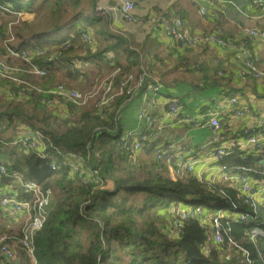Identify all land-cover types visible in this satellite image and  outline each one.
Here are the masks:
<instances>
[{
	"label": "trees",
	"instance_id": "16d2710c",
	"mask_svg": "<svg viewBox=\"0 0 264 264\" xmlns=\"http://www.w3.org/2000/svg\"><path fill=\"white\" fill-rule=\"evenodd\" d=\"M36 1L0 0V3L12 10L31 11L25 8L24 2L34 4ZM52 1L54 14L70 6L71 21L63 25L56 23L53 32L33 33L11 46L18 51L36 53L32 61L46 71L43 80L35 81L38 86L25 95L21 93L22 86L30 78L24 72L21 79L26 82L11 88L15 92L13 98L0 101V164L10 174L20 172L44 189L56 191L45 223L33 236L36 264H247L235 249L231 250V258H226L225 254L230 251L227 243L212 244L207 253L205 244L209 230L197 218L186 220L178 234L173 233L168 225L171 206L175 202L186 205L192 196L196 198L193 206H204L207 213L217 209L235 214H252V211L229 184L199 179L193 174L172 178L167 163L157 159L159 149L155 144L145 145L135 153L133 136H121L119 110L136 92H145L148 79L130 91V85L125 87L124 92L105 109L95 107L81 112L78 118H63L61 122L66 129L57 133L55 122L59 118L46 113L42 98L49 96L47 91L62 82L56 79L58 63L65 64L68 75H79L80 69L73 54L77 50L76 45L82 41L79 28L85 27L75 26L79 20L87 26L94 25L97 20L85 15L83 0ZM30 22L21 23L25 26ZM67 26L74 30L73 33L63 30ZM2 50L7 51L0 47ZM84 51L79 63L118 69L114 75L117 87L129 75L137 76L142 68H146L149 74L150 62L143 61L140 53L131 50L121 37L109 35L95 50L89 47ZM108 53L114 54L110 60ZM7 54L10 58L8 51ZM133 84L135 86V83L131 86ZM76 108L69 104L70 115L76 114ZM6 121L9 124L6 125ZM15 122L16 125H29L22 129V133L40 129L63 154L47 143L46 153L41 155L17 144V133L4 136ZM3 124L5 128L1 127ZM161 148L164 149L163 146ZM70 153L80 155L84 167H91V172L74 171L67 160ZM226 160L232 170L256 179L263 178L264 149L261 152L231 149ZM95 177L99 178L98 183L94 181ZM11 182L10 176L0 177V186ZM110 183L113 185L111 189L101 187ZM139 194L145 196L142 203H139ZM21 197L29 196L21 193ZM3 220L4 212L0 205V221ZM220 221L227 231L226 240L231 237L247 249L251 264H264V236L257 237L255 241L250 238V231L258 224L255 220L236 221L222 217ZM259 226L264 228V224ZM5 227L3 222L2 230ZM0 264H13V261L0 254ZM15 264L21 262L17 259ZM28 264H34L33 259L30 258Z\"/></svg>",
	"mask_w": 264,
	"mask_h": 264
},
{
	"label": "crops",
	"instance_id": "0c3cea01",
	"mask_svg": "<svg viewBox=\"0 0 264 264\" xmlns=\"http://www.w3.org/2000/svg\"><path fill=\"white\" fill-rule=\"evenodd\" d=\"M99 1L104 5L118 4L117 0H89L91 7L86 10L87 17L95 18L94 6ZM132 1L136 5L134 22H125L119 11H113L105 18L96 17L97 22L88 26L92 30L97 28L95 31L101 40L106 41L109 35L121 37L140 53L143 61L150 62L148 85L155 88L147 87L143 94L136 92L121 106L122 131H127V135L145 131L150 138L149 145L153 143L156 148L170 145L176 150L184 147L197 159L193 175L215 180L213 176L218 174L219 162L211 158L210 150L222 144L235 150L254 151L243 129L264 123V75L257 78L252 73L242 74L243 49L255 59L259 71L264 72V39L248 35L252 28L264 30V0ZM163 14L180 16L191 32L217 33L233 39L236 46L226 48L208 43L189 47L174 42L165 35L160 23L149 21L151 16ZM77 67L81 70L83 65ZM101 69L95 65L92 70ZM149 91H154L153 97L157 100L154 105H148L144 98L151 94ZM233 96L238 100L231 107L229 99ZM174 99L181 104L179 116L169 114V102ZM143 106L148 107L152 118L150 125L138 119ZM237 109L243 110L242 116L236 114ZM216 113L222 129L219 140L212 143L214 133L207 122ZM186 118L195 119L200 125L184 121ZM258 182L264 184L261 178ZM234 186L240 184L234 182Z\"/></svg>",
	"mask_w": 264,
	"mask_h": 264
},
{
	"label": "built area",
	"instance_id": "2783aa9c",
	"mask_svg": "<svg viewBox=\"0 0 264 264\" xmlns=\"http://www.w3.org/2000/svg\"><path fill=\"white\" fill-rule=\"evenodd\" d=\"M118 4L104 5L100 1L97 2L94 6V17L105 18L110 16L113 11H119L121 18L128 23L134 22L136 5L132 0H117ZM11 12L14 14L17 22L29 21L33 18V12L24 11V10H12L8 6H4L0 3V13ZM205 13V10H202ZM151 23H160L162 29L167 37L173 38L175 41L181 42L186 46L192 47L203 44H216L220 47L232 48L236 46V43L233 39H226L221 37L217 33H210L207 35L191 32L185 25V21L180 16L170 17L167 15L160 16H151L149 18ZM79 28V27H78ZM80 37L82 40L90 45L92 43V36L89 31L83 28H79ZM248 35L250 38H261L264 39V30L259 28H252L248 30ZM89 47V46H88ZM9 56L11 58H22L28 61H31L33 58V53L28 50L18 51L15 48L8 49ZM42 53V51H40ZM243 67L242 74L247 75L252 73L257 78H260L264 75V72H260L255 59L249 54L247 49H243ZM110 60L112 57L107 56ZM7 64V63H6ZM4 64V62L0 61V75L3 77H8L10 80L17 83H25L19 81L17 78L11 77L8 74L13 73V69H11L8 65ZM35 65V64H34ZM34 70L32 72L39 75L44 76L46 71L44 69L39 68L38 66H33ZM16 71V69L14 70ZM16 72H21L20 69H17ZM118 72H115V74ZM148 79V71L146 68H142L137 76L129 75L118 87V91L116 94H121L124 92L125 87L130 88L128 91L132 90V87L136 88L142 86ZM136 81L135 86H131L132 81ZM106 86V91L109 92L112 90V81ZM20 84V85H21ZM1 85V81H0ZM148 88H155L154 85H148ZM34 89V88H32ZM40 90V88L38 89ZM22 92L25 95H28L31 92V87L28 85L22 86ZM47 93L49 96L43 97L42 102L44 104H57L60 102H64L67 104L75 105L77 108L79 106H84L87 102V98L85 94L76 87L68 86L64 83H58L56 86L50 88ZM114 92H109L106 95V98L100 102L102 107H106L112 101V99L117 96ZM22 95V94H21ZM145 100L148 101L147 95H145ZM237 97L233 96L229 99L230 106H235L237 103ZM157 102L156 98L152 97L148 102V105H154ZM181 111V104L179 100H171L169 102V114L179 116ZM236 114L242 116L243 110L237 109ZM138 119L140 121L145 120L148 124L152 123V118L149 115L148 107L143 106L140 108L138 112ZM183 121V120H181ZM186 122H192L195 126L200 125V122L189 118L185 119ZM208 125L213 130V140L212 143L217 142L218 134L222 129V123L219 115L216 113L209 118L207 122ZM5 124H9L8 121ZM3 124L1 127L5 128L6 125ZM244 135L247 138V143L250 145L255 152H261L264 149V123L258 125L257 127H246L243 129ZM128 135L133 136V150L135 153L140 152L145 145L149 146L150 138L148 133L145 131L133 132ZM16 143L21 144L26 149H33L39 152L41 155H44L49 143L50 146L54 147V145L50 142L47 136L41 132V130H36L33 133H21L16 137ZM163 148H158L159 150L156 153V157L158 160L165 161L168 166L169 175L172 178H177L179 176H183L185 174H193L195 173V163L197 162L194 154L188 153L184 147L179 149H173L170 145H165ZM57 149L59 152V149ZM210 156L216 162H219L218 174L213 176L216 178L212 181H221L223 183H228L230 187L235 188L238 191L239 197H242L245 204H247L252 214L242 213L235 214L229 211H225L222 209H217L214 212H206V207L204 206H185L183 202H175L170 208V216L169 220L173 227H170L173 233H180L183 225L186 220L189 218H197L203 226H206L209 230L207 241L205 244V251L208 253L211 245H222L227 243L229 250L225 256L226 258H231L232 251L235 249V252L241 254L244 259L243 261L247 262V264H251L250 252L245 249L243 246L239 245L236 241H234L231 237H228L226 240L225 232L226 229L221 224L220 219L222 217H231L236 221H248L250 219L255 220L258 224L252 228L250 231V238L255 241L257 237L264 236V228L260 225L264 224V184L258 182L259 179L253 180L251 176L246 174H241L237 170H232L229 167V164L226 163V157L230 155L231 148L226 147V145L220 144V146L215 147L210 150ZM78 156V157H77ZM79 156L74 153H70L67 156V160L72 159V164H70L71 168L76 171L80 169V165L73 161L74 157H77V162L79 161ZM81 157V156H80ZM82 162H84L81 157ZM53 167L54 163H53ZM238 169H241L238 167ZM10 176L11 181L18 185L19 190H15L11 188V185H1L0 186V205L4 212V220L10 222L11 219H16L17 215L25 214L27 219L22 224V228L20 229V235L18 238L10 235L8 232H4L2 230L3 222L0 221V254L5 255L9 261L15 260L16 254L15 250L12 246V241L17 239L21 248L26 252V254L33 259L34 264H36L34 258V245H33V236L37 230H39L43 224L45 223L49 208L51 205V201L53 199V190L52 189H44L37 181L25 178L20 172H14L10 174L6 171L5 167L0 164V177L1 176ZM264 182V169L262 170ZM199 179H203L201 177H197ZM95 182H99V178L94 179ZM234 182L240 184L239 187L234 186ZM262 184V186H260ZM21 193L27 194L28 198H22ZM233 202V200H231ZM227 241V242H226ZM232 250V251H231Z\"/></svg>",
	"mask_w": 264,
	"mask_h": 264
},
{
	"label": "rangeland",
	"instance_id": "374dc122",
	"mask_svg": "<svg viewBox=\"0 0 264 264\" xmlns=\"http://www.w3.org/2000/svg\"><path fill=\"white\" fill-rule=\"evenodd\" d=\"M52 2H53L52 0H37L34 4L29 3V2H24L25 8L28 10H31L34 14L33 18L29 20V22L31 21L30 24H27L25 26L22 23L17 22V19L15 18L13 13L11 12L0 13V47L1 49L6 48L8 51V49L14 48V47H11L12 45H17L21 43L22 39L24 37L25 38L29 37L30 34L38 33V32H53L56 23L58 25H63L64 23L71 21L72 9L70 8V6L67 5L66 7L62 8L57 14H54ZM90 4L91 3L89 2V0H83L82 5L83 7H85L86 10H88L91 7ZM79 21H78L79 23H76L75 28L80 27V25L82 24V26L85 27L83 29H87L89 32L93 33L91 35L92 43L88 45V44H85L83 40L82 41L80 40L79 44L76 45L77 50L73 54L74 57H76L77 65L79 66L81 64L83 65V67L80 70L79 75L76 77L75 75L67 74L66 72L67 67L65 66V64L58 63L56 65L57 67L56 79L57 81H62L60 83H65L68 86L76 87L79 90H81L85 94L87 98V102L84 106H79L78 108H76V110L74 111L76 112V114L74 113L75 115H70L71 113L69 111V104L67 103L60 102L54 105L53 104L45 105V110H46V113H48V115H54V116L56 115L59 118L57 122H55L57 123L56 124L57 133H62L66 129L64 123L61 122L63 118L69 117L70 119L74 116L78 118L81 112L85 110L86 111L93 110L95 107L97 108L100 107L101 106L100 102L106 98L107 93L114 92L116 94V92L119 90L118 87L115 86L114 84V78H115L114 75L117 69H114L112 66L103 65L101 70L94 72V70H92L93 66H95L94 64L79 63L82 60L80 57H82L85 54L84 50L85 48L87 49V46L95 50L98 46H101L103 43V40L97 37V33L95 31L97 29L96 27L92 30V28H89L88 26L83 25V22H84L83 20H79ZM67 29L70 33H73L74 31L72 28H70V26L65 27L63 30L65 31ZM53 36L57 37V35H53ZM96 37H97V40H96ZM59 39L62 40L63 37H59ZM170 39L174 41L173 38H170ZM130 49L136 51V49H134L133 47H130ZM7 51L6 52H4V50L0 51V61L4 62V64L7 63L6 65H8L11 69H13V73H9L8 75L11 77H14V80L15 78H17L21 82H26L21 79L22 73L25 72V74H28L30 78V81H27V83L25 84L31 87V89L34 88L35 86H38L35 84V81L38 82L40 80H43V78L42 76H39L32 72V69L34 70L33 66H35L33 61L32 60L28 61L22 58H11V57L10 59L8 57ZM43 51L46 52L47 50H43ZM108 54L111 57L114 56L113 53H108ZM33 55H36V53H33ZM15 69L16 71L17 69H20L21 72L18 73L14 71ZM66 80H68L70 84H68L69 82L66 83ZM0 81H1L0 101H5L6 99L13 98L15 92L11 88L18 87L21 83L18 84L17 80H15L16 82H14L10 80L8 77H3L1 75H0ZM110 81H112V90L107 92L106 86L111 83ZM132 83H135L136 85L135 80H133ZM149 92H151V94L148 93L147 95L148 102L155 95V94L153 95L154 91H149ZM157 95L158 93H156V96ZM134 106L135 104H133V107ZM100 109H105V107H102ZM26 127H29L27 123H18L16 125V122H15L13 125L11 124L8 127L7 131L4 132V136L11 135V134L13 135V133H17V135H19L22 133V129ZM37 130L40 131V129H37ZM121 136L123 138L126 137L127 131L123 130ZM59 153L63 154L61 150H59ZM77 157H74L73 161H75L77 164L80 165L79 168L83 172L90 173L92 170L91 167L85 168L84 162H82L81 157L79 156L78 162H77ZM68 162L69 164H72V159H69ZM7 185H11V188L15 190L16 189L19 190V187L18 185H16V183L11 182ZM101 187L111 189L113 185L111 183L108 185L103 184ZM55 196H56V191L55 192L53 191V198H55ZM144 199H145L144 194L138 195L139 203H142ZM194 199H196L194 196L189 197L187 199V203L185 206L187 207L193 206ZM52 203H53V199L51 201L50 208L52 206ZM26 219H27V216H25V214H21V215H17L15 220L11 219L10 222L5 221L6 227H5L4 232H8L10 235L14 236L15 238L16 237L18 238V236L20 235V229L22 228V224L25 222ZM168 225L170 227H173L170 220L168 221ZM12 246H13V249L15 250V254L17 257L15 260H13V264L16 263L17 259L19 260V262H21V264H28L31 257H29L25 251H23L17 239L12 241Z\"/></svg>",
	"mask_w": 264,
	"mask_h": 264
}]
</instances>
